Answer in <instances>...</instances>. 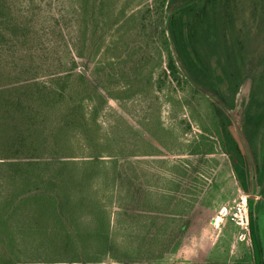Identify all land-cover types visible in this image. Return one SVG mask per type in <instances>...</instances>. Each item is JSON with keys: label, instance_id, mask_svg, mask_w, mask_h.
<instances>
[{"label": "rangeland", "instance_id": "1", "mask_svg": "<svg viewBox=\"0 0 264 264\" xmlns=\"http://www.w3.org/2000/svg\"><path fill=\"white\" fill-rule=\"evenodd\" d=\"M3 1L0 264H254L249 226L232 218L252 192L243 142L174 45L229 110L245 98L239 116L263 183L264 0L199 2L189 13L198 60L183 16L171 20L174 44L167 33L174 1L191 0ZM219 60L220 85L199 65ZM80 73L98 95L72 102ZM257 202L260 230L264 193Z\"/></svg>", "mask_w": 264, "mask_h": 264}, {"label": "trees", "instance_id": "2", "mask_svg": "<svg viewBox=\"0 0 264 264\" xmlns=\"http://www.w3.org/2000/svg\"><path fill=\"white\" fill-rule=\"evenodd\" d=\"M201 1L202 0H191L188 3H186L185 5H181L178 7H176L178 2L174 1L173 5L170 7V14L167 17V21L169 24V28H167V33L170 37V40L174 44L175 33H174V30H173L172 25H171V23H172L171 20L178 15L183 16L182 17L183 21H182V26H181L182 41L184 43V47H185L186 51L188 52V55H190L193 59H196V60L199 59V56H198V52H197L196 48L194 47V45L192 43L193 29H192L191 24H190L189 13ZM3 3H4V1L0 0V10L3 9V5H1ZM204 30L210 39L212 36H215L214 27L210 23H206ZM95 38H96L95 30H93L91 33V36H90L92 46L96 42ZM174 48H175L176 54L179 57V60L181 61L182 67L184 69V74L189 79V81L194 86H196L199 90H201L205 94L209 95L214 100L218 109L221 112L230 116V118L232 119V124H233V126H234V128L238 134V137L243 142V149H250L249 144L247 142V136L245 133V129H244V121L241 118L244 115L243 109L241 108V105L243 103L245 104V102H244L245 98L243 99L242 102H240L239 100L236 102V106H237L236 111L229 110L226 106V103L224 102V100L221 98V96L219 95V93L216 90H214L213 88H211L205 84H201L188 72L187 67L185 65H183V63H182L183 60L180 58V52H179L177 46L174 45ZM200 63H201V61H200ZM199 65L202 66L201 69L205 73L211 75L212 79L214 81H216L218 83V85L222 84V82L226 78L229 80L228 72H227L226 68L220 63V60H219L218 66L212 67V65L208 66V65H204L202 63ZM169 68H170L172 75L175 78H177V75H176L175 70L172 67V65H169ZM85 78H86V76L84 74H81V73L72 75L71 81L73 80L75 82V87L73 88V92H71L69 94V96H67V97L71 98L72 102H73V100H76V101L79 100L80 102H82L84 99H91V98H93L92 96L98 95V91L95 90L94 88L91 87V89H89V91L87 90V88H85L88 86V81ZM36 85H38V84H36ZM54 94H56V97H60L62 99H65L66 95H67L66 90L64 88L61 89V92L54 93ZM239 112L242 113L241 117L239 116L240 115ZM225 140L227 143L228 154L230 155L231 159L234 162V167H235L236 171H238L239 170L238 163L240 161H238L239 158H238L237 149H240V147H239L237 141L228 133H226ZM56 194L58 196H60L59 193H56ZM62 197H61L62 204L60 205L61 206V213H63V198ZM248 211H249L250 216H253V211H254L253 210V203L250 199H248ZM251 225H253V223H251ZM105 240H107V236H105ZM106 244H107V242H106Z\"/></svg>", "mask_w": 264, "mask_h": 264}, {"label": "flooded vegetation", "instance_id": "3", "mask_svg": "<svg viewBox=\"0 0 264 264\" xmlns=\"http://www.w3.org/2000/svg\"><path fill=\"white\" fill-rule=\"evenodd\" d=\"M245 154L247 158L249 159V167L251 169V180H252V188H251V194L249 193L248 199H250L253 203V216H250L249 211V224H248V234L250 241L252 243L253 247V263L254 264H264V223L262 227H260V230L258 228V225L256 224V205L259 204L258 199L259 197H262L264 193V182L260 183L258 181V173L256 172L255 162L253 161V158L251 157V150L250 149H244ZM255 170V171H254ZM254 176L256 178V184H254ZM248 199L247 206H248ZM258 213L263 214V221H264V203L261 204L258 208ZM252 218V219H251ZM252 221V222H251ZM253 223V225H251Z\"/></svg>", "mask_w": 264, "mask_h": 264}, {"label": "built area", "instance_id": "4", "mask_svg": "<svg viewBox=\"0 0 264 264\" xmlns=\"http://www.w3.org/2000/svg\"><path fill=\"white\" fill-rule=\"evenodd\" d=\"M223 214H228V211H224ZM232 218L235 220V222L239 225L247 229L248 225V210L246 203H243V205H239L237 207V210L233 213Z\"/></svg>", "mask_w": 264, "mask_h": 264}, {"label": "water", "instance_id": "5", "mask_svg": "<svg viewBox=\"0 0 264 264\" xmlns=\"http://www.w3.org/2000/svg\"><path fill=\"white\" fill-rule=\"evenodd\" d=\"M253 181H254V184H256V178H255V176H254V179H253Z\"/></svg>", "mask_w": 264, "mask_h": 264}]
</instances>
